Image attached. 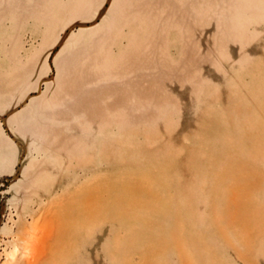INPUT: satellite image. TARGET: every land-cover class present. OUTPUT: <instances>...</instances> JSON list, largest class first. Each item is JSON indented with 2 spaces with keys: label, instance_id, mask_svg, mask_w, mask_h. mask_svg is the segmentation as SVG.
Masks as SVG:
<instances>
[{
  "label": "rangeland",
  "instance_id": "rangeland-1",
  "mask_svg": "<svg viewBox=\"0 0 264 264\" xmlns=\"http://www.w3.org/2000/svg\"><path fill=\"white\" fill-rule=\"evenodd\" d=\"M0 264H264V0H0Z\"/></svg>",
  "mask_w": 264,
  "mask_h": 264
},
{
  "label": "bare ground",
  "instance_id": "bare-ground-1",
  "mask_svg": "<svg viewBox=\"0 0 264 264\" xmlns=\"http://www.w3.org/2000/svg\"><path fill=\"white\" fill-rule=\"evenodd\" d=\"M57 105V95H56V97L52 100V104H50V105H46V108H47V110H42V113H44V115H50V113H54L53 111V108L54 107H52V106H56Z\"/></svg>",
  "mask_w": 264,
  "mask_h": 264
}]
</instances>
